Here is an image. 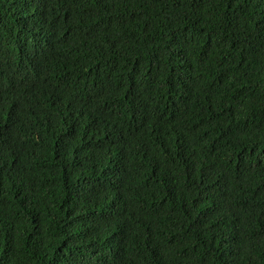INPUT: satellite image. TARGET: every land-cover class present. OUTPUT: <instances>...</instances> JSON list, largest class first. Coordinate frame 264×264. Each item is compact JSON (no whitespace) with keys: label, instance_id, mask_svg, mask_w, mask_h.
<instances>
[{"label":"trees","instance_id":"trees-1","mask_svg":"<svg viewBox=\"0 0 264 264\" xmlns=\"http://www.w3.org/2000/svg\"><path fill=\"white\" fill-rule=\"evenodd\" d=\"M0 264H264V0H0Z\"/></svg>","mask_w":264,"mask_h":264}]
</instances>
